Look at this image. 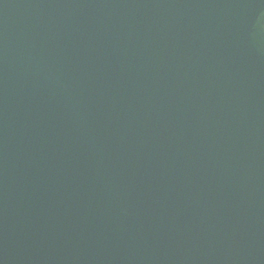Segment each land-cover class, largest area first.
<instances>
[{
  "label": "water",
  "instance_id": "1",
  "mask_svg": "<svg viewBox=\"0 0 264 264\" xmlns=\"http://www.w3.org/2000/svg\"><path fill=\"white\" fill-rule=\"evenodd\" d=\"M0 264H264V0H0Z\"/></svg>",
  "mask_w": 264,
  "mask_h": 264
}]
</instances>
